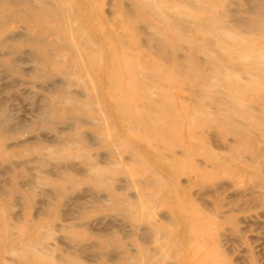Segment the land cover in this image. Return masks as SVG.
Wrapping results in <instances>:
<instances>
[{"label":"rangeland","instance_id":"rangeland-1","mask_svg":"<svg viewBox=\"0 0 264 264\" xmlns=\"http://www.w3.org/2000/svg\"><path fill=\"white\" fill-rule=\"evenodd\" d=\"M56 1L65 12L67 31L52 29L49 21L40 25L42 30L31 17L20 14L1 22L9 7L0 6V38L8 36L6 42L16 51L14 65L9 67L8 48L0 46V115H7L13 128L0 139V264L11 258L24 264H264V132L239 138L211 117L199 122V115L225 110L210 102L203 108L195 106L201 84L180 72L171 78V63L151 50L150 34L162 23L145 13L139 22L143 27H132V14L126 13L129 8L135 11L130 0ZM184 2L168 0L160 7L174 13V6L183 8ZM87 8L91 20L85 22L79 11ZM70 11L78 13L75 20L88 27L93 43L100 42L101 56L116 48L123 73L120 85L126 91L123 112L114 109L122 90L107 93L109 63L102 58L87 64L84 47L70 41L81 40L78 33L69 36L75 34ZM184 25L183 21L178 26L182 32ZM16 34L21 37L9 40ZM27 34L45 39L47 62L31 54L35 47L24 40ZM60 34L70 42L54 47ZM250 39L264 48V36L242 33L240 45L233 49L242 50L241 43ZM179 47L180 55L189 51L206 59L184 37ZM220 64L242 75L243 82L257 74L241 64L231 68L228 55L201 68ZM37 72L47 75L36 77ZM227 89L225 82L218 88ZM66 90L82 91L88 109L74 106L82 105L83 97L59 99ZM253 90L248 87L241 94L242 109L251 106L253 113L263 114L264 83ZM154 100H167L175 109L173 132L160 117L148 120L146 128L125 119V112L150 114ZM52 103L64 115L82 114L86 123L69 125L57 116L46 122L42 115ZM236 119L252 122L246 116ZM41 153L45 161L37 165L35 159ZM20 161L33 167L29 175L33 191L28 192L24 184ZM96 169L106 171L102 181ZM11 174L22 186L5 197L2 191L9 186ZM52 180H59L63 189L51 185ZM158 184L157 195L151 197V187ZM112 201L123 203L126 211ZM33 241L45 247L36 249ZM25 247L33 253H24Z\"/></svg>","mask_w":264,"mask_h":264},{"label":"bare ground","instance_id":"bare-ground-1","mask_svg":"<svg viewBox=\"0 0 264 264\" xmlns=\"http://www.w3.org/2000/svg\"><path fill=\"white\" fill-rule=\"evenodd\" d=\"M130 1L133 3L135 11L130 12L129 8L126 13L132 14L130 15V21H132L133 24L132 27L136 26L139 29L142 26L139 25V22L143 21L145 13L156 17L160 21V23H162L161 28L157 26L153 27L155 31L150 34V39L152 41L153 47L151 50H154V53L159 54L171 63V78H175V75L180 72L183 73L185 78L194 77L201 84V88L199 89L198 93L199 98L195 102V106L198 108H203L204 105L210 102L214 105H217L218 108L220 107V109L223 108L225 110L223 114L199 115L197 118L199 122L203 123L205 120H209V118L211 117L219 126L226 128L231 132H234L239 138L246 136L250 132H264V113H253L252 109L254 108H252L251 106H247V110H243L241 106V94L247 91L248 87H252L255 91H257L259 87L261 88L264 83V48L257 47V44L253 42V39H250L251 41H249L247 44H245L244 42L241 43L244 45V48L242 50L233 49V47L240 45L238 40L241 37L242 33H251L256 35L258 34L259 37L264 36V0H228L226 2H221L220 0H185L183 8L179 7V5L174 6L176 9L174 13L164 11L160 7L162 4L168 3V0ZM0 6L9 7L8 15H5L1 22L8 19L10 20L14 14H20L28 16L29 18L31 17V19L34 20V23H37L39 26L49 21L50 23H52V29L62 31L69 30L68 23L65 20V12L61 7L62 5L60 1L0 0ZM70 13L73 16L72 23L75 25V28L71 29H73L75 34L71 32L69 36L73 38L74 35L78 33L81 37V40L79 41H70L74 45H79L82 48L84 47L82 51H84V54L86 56L85 59L87 64L90 65L93 62H97L102 58L106 59V61L111 66V68H109V75H107V78L109 79V87L107 93L109 94L111 92L110 94H112L121 89L123 95L122 98L120 97V104L116 105L114 109L116 111L125 110L127 107V101L124 93L126 91L124 87H122L123 82L121 81V77L123 73L119 65H117L116 48L112 47L111 51L107 53L106 56H101V51L98 48L100 42L93 43V41L91 40V33L88 27L78 25V21L75 20V14L78 13H75L74 11H70ZM181 14L186 15V19H183ZM79 15H82L84 17L82 19L85 22L91 20L88 8L86 10L83 9L79 11ZM183 21L185 22V25L183 28L184 31L182 32L181 29H178V26H181ZM41 29L43 30L44 28L41 27ZM196 32H200L202 36L197 37L195 35ZM18 36L21 37V35H17L11 37L9 40L16 39ZM64 36L66 35L60 34L56 41L53 42V46L60 47L63 43L64 45H66L68 42H70H67V40H62L63 38H66ZM181 37H184L186 43L191 47V49H198L200 51H203L206 54V59H198L193 53L189 51L185 52L183 55L176 53V50L180 48L179 46ZM23 38L27 42V44L35 47L31 51L32 55L38 57L39 60H45V62L48 61L49 49L46 48L47 42L43 37L27 34L23 35ZM6 40H8V36L0 38V46H2L3 48H8L6 52L9 56L8 64L9 67H13V54L16 53L15 47L12 43H7ZM142 43L144 42L142 41ZM92 44L97 47H93ZM224 55H228L230 59L232 58L233 66H231V68H237L239 64H241L244 69L254 71L257 74L255 75V77L250 76L251 78L248 82H243L240 80L241 77H243L242 75L239 76L237 74H234L233 72H231L229 67L222 66L221 64L214 67V69L201 68L202 65H205L207 63H220ZM125 71H127V68L125 69ZM152 72L155 76L159 75L158 73H156V71ZM87 73L91 77V86H94L96 88V81L93 80V77L91 76L92 72L88 71ZM46 75L47 72L45 74H41L39 72L36 73V77H45ZM223 82H225L229 86V89H227L226 91L218 90L220 84ZM121 83L122 86L120 85ZM232 86L235 87V90L232 89ZM212 88H214L215 90L213 91ZM261 93L262 96H260V98L264 101V91H261ZM59 94L60 95L58 96V98L61 100H64V98L69 95L72 99L76 101L79 97H83L84 100L87 99L85 95H83L82 91L78 92L66 90L62 91V93ZM59 99L58 102H61ZM166 101L167 100L158 102L157 100H154L150 104V107L152 108L150 114L147 113L144 115L141 114V111V113L139 114L125 112L123 113V115L125 119L128 120L127 122H129L130 125V120H132L136 125H139L142 128H146L148 120H150L151 118H154L156 120L160 117L161 121L166 123L169 130L173 132V130H175L177 126L178 115L177 113H175L176 111L172 107V105ZM54 103L48 105L46 110L43 112L42 117L43 120H45L46 122H50L52 118H55V116H57L61 120H65V122L68 121L67 123H69V125H75L77 123H86V120L84 119V116L82 114L64 115V113L60 110L61 108H59L58 105L54 106ZM222 104H224L225 107H222ZM74 106L77 110H81L83 109V107L85 109H88V107H85L88 106L86 100L83 102L82 105L77 104ZM100 110L101 109L99 108L98 112L102 114ZM237 115L252 118V122H241L236 119ZM102 116L104 118L107 117L103 114ZM8 121L9 119L7 115H0V139L4 134L13 132V128L11 127ZM76 135L78 134L76 133ZM83 137L87 138L88 142L91 143L94 141L93 144H96V140L91 139V137H89L87 134L85 135V133H83ZM177 153L179 152L177 151ZM35 161L37 165L44 164L43 162L45 161V157L43 153H41L40 156L35 159ZM21 163L19 165L22 168V173L26 176V181H24V184L26 185L28 192L33 191V181L31 182V180L29 179V175L32 174L31 171L33 167L27 164V162L25 163V161L24 163ZM12 171L13 170H11V172ZM95 172L98 174V181H102L103 177L106 176V171L104 170L96 169ZM61 177H65L64 174L61 175ZM50 183L54 187L58 188L60 191L63 189V187L60 188L59 186V180H52ZM8 184L9 186L7 187V189L2 191V194H4L5 197H10L13 192L17 190L18 185H20L19 187L22 186L20 183H17L14 180L13 174H11L10 179H8ZM158 187L159 184L157 186L154 185L151 187V197H155L157 195ZM112 203L113 205H117L121 210L126 211L124 208L125 205L123 203L116 201H112ZM12 218L14 219V217ZM7 237L11 238V235ZM31 245H34L36 249L45 247V244L41 241H33ZM153 245L156 247L158 246L156 243ZM78 250L80 252L82 251V249ZM30 252L33 253V251L25 247L24 253ZM113 257L114 256H112V258ZM5 264L24 263L11 258L9 260L6 259ZM132 264L136 263L134 262Z\"/></svg>","mask_w":264,"mask_h":264}]
</instances>
